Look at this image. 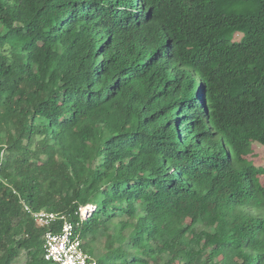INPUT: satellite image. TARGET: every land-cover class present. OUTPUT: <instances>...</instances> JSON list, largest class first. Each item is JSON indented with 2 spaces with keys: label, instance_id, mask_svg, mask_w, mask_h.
Returning <instances> with one entry per match:
<instances>
[{
  "label": "trees",
  "instance_id": "obj_1",
  "mask_svg": "<svg viewBox=\"0 0 264 264\" xmlns=\"http://www.w3.org/2000/svg\"><path fill=\"white\" fill-rule=\"evenodd\" d=\"M258 148L264 0H0V264H264Z\"/></svg>",
  "mask_w": 264,
  "mask_h": 264
},
{
  "label": "built area",
  "instance_id": "obj_2",
  "mask_svg": "<svg viewBox=\"0 0 264 264\" xmlns=\"http://www.w3.org/2000/svg\"><path fill=\"white\" fill-rule=\"evenodd\" d=\"M91 205L79 207V214L84 217ZM34 222L39 227H46L43 234V258L52 264H99L91 254L82 248L76 226L79 222H72L65 213L53 211H29ZM59 222L58 229L50 226Z\"/></svg>",
  "mask_w": 264,
  "mask_h": 264
},
{
  "label": "rangeland",
  "instance_id": "obj_3",
  "mask_svg": "<svg viewBox=\"0 0 264 264\" xmlns=\"http://www.w3.org/2000/svg\"><path fill=\"white\" fill-rule=\"evenodd\" d=\"M257 155V156H256ZM256 155H254V161L256 163H260L264 165V148H258L256 150ZM89 208H87V211ZM116 221H119V218H116L113 222L116 223ZM114 223H109L108 224V230L112 231L113 230V225ZM88 247L91 249V256L94 258H97L101 253H103L105 249V234L102 233V230L98 231L93 240L89 243ZM25 255L24 253H21L20 256L16 259L14 264H23L25 261ZM47 264H52L51 262H48Z\"/></svg>",
  "mask_w": 264,
  "mask_h": 264
}]
</instances>
